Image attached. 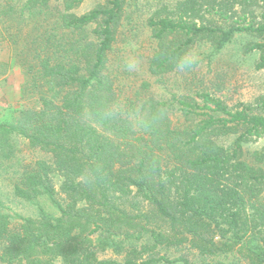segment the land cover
Here are the masks:
<instances>
[{
    "label": "trees",
    "instance_id": "trees-1",
    "mask_svg": "<svg viewBox=\"0 0 264 264\" xmlns=\"http://www.w3.org/2000/svg\"><path fill=\"white\" fill-rule=\"evenodd\" d=\"M85 1L0 0L9 49L0 76L23 74L22 104L0 120V177L13 169L16 198L57 209L10 214L0 191V264H119L100 260L109 241L125 249L120 264H193L149 254L159 248L264 264V149L250 161L245 152L264 139V103L233 110L200 93L181 102L185 121L174 123L168 104L150 97L131 118L109 65L126 0L78 14ZM149 25L155 78L196 67L189 52L199 41L220 51L241 33L259 39L247 51L264 69V0H182Z\"/></svg>",
    "mask_w": 264,
    "mask_h": 264
},
{
    "label": "rangeland",
    "instance_id": "rangeland-1",
    "mask_svg": "<svg viewBox=\"0 0 264 264\" xmlns=\"http://www.w3.org/2000/svg\"><path fill=\"white\" fill-rule=\"evenodd\" d=\"M9 1L5 0L4 5ZM104 1L87 0L76 12L86 13L97 5L103 4ZM180 1L182 0H126L109 64L112 76L114 80L116 79V92L123 111L134 118V112L142 107L145 100L153 97L168 104L170 117L174 123H183L185 118L180 112L183 107L181 102H197L200 100L198 98L200 93H210L220 98L233 110L242 109L243 105L252 106L255 112L262 110L260 107L264 103V69L256 70L255 68L260 61V53L247 51V47L259 39L247 33L234 35L231 42L220 51H216L208 40L199 41L189 52L190 58L199 62L191 70L179 69L161 79L147 72L148 57L156 46L155 40L152 39L153 30L149 25L150 19L166 17ZM203 14L211 20L215 18V24L225 28L232 22L220 21L216 15L204 12ZM234 20H237V17ZM8 57L9 49L6 45L0 46V60L6 62ZM22 83L23 74L19 68L11 67L8 74L0 76V120L7 118L5 110L13 111L15 106L22 104ZM25 102H23L24 105ZM24 147L21 143L20 148L24 149ZM262 149H264V139L246 145V158L250 161L251 156ZM24 151L28 154L26 150ZM27 157L32 159L33 154ZM262 167L264 168V164ZM16 176L13 169H10L8 173L0 177L1 197L4 204L9 207L7 211H10V214L17 213L27 218L37 219L41 208L49 214L57 215V209L47 198H40L37 205L16 198L11 184L12 178ZM261 197H264V191ZM95 240L98 242L103 239L96 236ZM109 242L107 250L99 255L100 260L123 263L125 249H120L118 241ZM128 243L130 242H124V245ZM149 254L156 257L165 256L171 260L183 257L193 264H248L244 260L240 261L241 258L236 254L230 255L229 259L223 256L201 257L197 252L186 248H159Z\"/></svg>",
    "mask_w": 264,
    "mask_h": 264
},
{
    "label": "clouds",
    "instance_id": "clouds-1",
    "mask_svg": "<svg viewBox=\"0 0 264 264\" xmlns=\"http://www.w3.org/2000/svg\"><path fill=\"white\" fill-rule=\"evenodd\" d=\"M184 63H188V61H185ZM183 66V65H182Z\"/></svg>",
    "mask_w": 264,
    "mask_h": 264
}]
</instances>
